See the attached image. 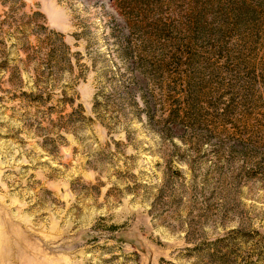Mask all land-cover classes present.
Returning <instances> with one entry per match:
<instances>
[{"label": "rangeland", "instance_id": "374dc122", "mask_svg": "<svg viewBox=\"0 0 264 264\" xmlns=\"http://www.w3.org/2000/svg\"><path fill=\"white\" fill-rule=\"evenodd\" d=\"M23 1L77 57L0 51V264H264V0Z\"/></svg>", "mask_w": 264, "mask_h": 264}, {"label": "trees", "instance_id": "16d2710c", "mask_svg": "<svg viewBox=\"0 0 264 264\" xmlns=\"http://www.w3.org/2000/svg\"><path fill=\"white\" fill-rule=\"evenodd\" d=\"M7 4L10 5L5 20L13 18L14 21L13 24L7 26L8 29L4 31L3 38H0V51L4 49L6 41L12 40L14 47L20 46L23 51L32 49V51L35 50L34 54H41L45 57L47 69L53 70L60 64L71 69V57L76 58L77 54H71L63 35L48 29L45 18L39 12H33L30 16L26 15L24 13L26 4L23 0H0L2 7ZM5 20L1 22V26L4 25ZM1 29L3 31V28ZM30 38L36 42L33 46L30 45ZM17 73L15 70L13 75L18 77ZM137 81L142 82V80Z\"/></svg>", "mask_w": 264, "mask_h": 264}]
</instances>
